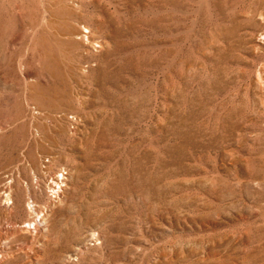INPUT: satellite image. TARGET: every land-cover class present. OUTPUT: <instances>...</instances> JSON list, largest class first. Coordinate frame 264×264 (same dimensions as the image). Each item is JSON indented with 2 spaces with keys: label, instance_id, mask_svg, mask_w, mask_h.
Instances as JSON below:
<instances>
[{
  "label": "rangeland",
  "instance_id": "obj_1",
  "mask_svg": "<svg viewBox=\"0 0 264 264\" xmlns=\"http://www.w3.org/2000/svg\"><path fill=\"white\" fill-rule=\"evenodd\" d=\"M0 257L264 264V0H0Z\"/></svg>",
  "mask_w": 264,
  "mask_h": 264
},
{
  "label": "bare ground",
  "instance_id": "obj_2",
  "mask_svg": "<svg viewBox=\"0 0 264 264\" xmlns=\"http://www.w3.org/2000/svg\"><path fill=\"white\" fill-rule=\"evenodd\" d=\"M89 34L90 33H89L88 30H84V31H81L80 33H75L72 36L76 37V39L85 40L86 44L87 45H91L92 48L100 47L99 42L93 40L92 36H90ZM67 176H68V172L59 171V174L56 175L54 177V179L50 182V185H51L50 189L55 188L53 186H56V188H65L66 186L63 184L64 183L63 181H65L67 179ZM60 190L59 191H55L54 190V192H57L54 195V198H55L54 200H58L59 199ZM6 199H9V194H6ZM27 206H28V210L31 213V216L29 217L30 219L27 222L23 223L22 226L20 227V229L23 232H26V233H28L29 230H33L34 231L37 228L38 225L35 223L37 218L38 219L40 218L39 219L40 223H43L42 220H43V217H44V214H45L44 210L46 209L44 206L40 207V206H37L36 204H33L32 202H31V204L28 203ZM0 259H1V257H0Z\"/></svg>",
  "mask_w": 264,
  "mask_h": 264
},
{
  "label": "built area",
  "instance_id": "obj_3",
  "mask_svg": "<svg viewBox=\"0 0 264 264\" xmlns=\"http://www.w3.org/2000/svg\"><path fill=\"white\" fill-rule=\"evenodd\" d=\"M51 190H52L53 192H52ZM55 191H59V190H56V189H55ZM50 193H51L52 197L54 198V195H55V193H57V192H54V188H53V189H50Z\"/></svg>",
  "mask_w": 264,
  "mask_h": 264
}]
</instances>
